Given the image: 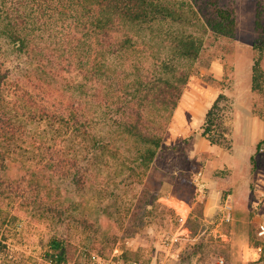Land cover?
Masks as SVG:
<instances>
[{
    "label": "rangeland",
    "instance_id": "374dc122",
    "mask_svg": "<svg viewBox=\"0 0 264 264\" xmlns=\"http://www.w3.org/2000/svg\"><path fill=\"white\" fill-rule=\"evenodd\" d=\"M172 1L197 12L201 34L210 20H220L219 9L233 11L236 25L229 37L203 35V52L172 115L151 107L152 125L164 131L152 162L142 159L145 145L119 130H76L73 115L86 125L93 116L90 96L79 87L86 82L80 63L86 68L87 46L77 58L39 41L52 51L53 68L35 54H18L0 33V64L14 69L5 106L17 124L15 141L0 143V264H56L54 240L63 244V264H89L92 254L114 264H152L167 257L176 237L177 258L168 264L222 258L264 264L253 236L264 234L253 220L264 198L257 184L264 118L256 113L264 117V77L254 87L264 0ZM259 66L264 72V55ZM122 72L118 77L128 81ZM17 86L29 102L12 98ZM83 173L86 184L79 187ZM228 203L231 222L224 221Z\"/></svg>",
    "mask_w": 264,
    "mask_h": 264
},
{
    "label": "trees",
    "instance_id": "16d2710c",
    "mask_svg": "<svg viewBox=\"0 0 264 264\" xmlns=\"http://www.w3.org/2000/svg\"><path fill=\"white\" fill-rule=\"evenodd\" d=\"M262 14L259 10L256 21L261 36L256 47L260 57L254 68L255 89L264 77L259 66L264 55ZM233 15V11L219 9L220 20H210V29L201 34L197 12L172 0H0V33L18 54H35L34 60L47 61L53 68L52 51L40 47V42L77 58L83 57L87 46L86 68L80 63L86 82L79 87L90 96L93 124H83L77 113L71 117L76 130L88 135L99 125L109 126L112 132L119 130L145 145L142 159L152 162L164 146V131L152 125L148 116L151 107L174 113L192 76V65L203 52L204 36L211 32L233 35ZM122 71L129 73L128 81L118 77ZM12 75L14 69L4 70L0 64V143L12 144L17 134L13 109L5 106V85ZM11 96L29 102L21 86ZM35 104L38 106L33 108L46 112ZM4 145L7 152L12 150L11 145ZM86 179L83 173L76 184L80 187ZM253 236L262 249L259 262L264 263V234ZM52 248L57 252L54 259L64 261L62 242L54 240Z\"/></svg>",
    "mask_w": 264,
    "mask_h": 264
},
{
    "label": "built area",
    "instance_id": "2783aa9c",
    "mask_svg": "<svg viewBox=\"0 0 264 264\" xmlns=\"http://www.w3.org/2000/svg\"><path fill=\"white\" fill-rule=\"evenodd\" d=\"M185 219V217H184ZM233 220V213H232V206L228 203L225 207V213H224V221L231 222ZM261 230L264 233V224L261 225ZM176 242H178V238L172 240L170 244H168L169 247V253L165 259L156 260L152 264H168V262L172 259L177 258V255L172 252ZM56 264H63L61 261L56 260ZM89 264H114L113 259L98 255V254H92L89 259ZM133 264H145L142 262H136ZM217 264H226V260L222 258Z\"/></svg>",
    "mask_w": 264,
    "mask_h": 264
},
{
    "label": "crops",
    "instance_id": "0c3cea01",
    "mask_svg": "<svg viewBox=\"0 0 264 264\" xmlns=\"http://www.w3.org/2000/svg\"><path fill=\"white\" fill-rule=\"evenodd\" d=\"M251 124L252 126L255 125L254 122H252ZM261 128H262V132L264 133V126L262 125ZM261 138H264V135H261ZM261 138H258V139L260 140ZM257 184L258 186L260 185V188L262 189V191H264V171L259 174ZM253 220L261 222L262 225L264 224V198L262 200L261 212L259 213V215L257 214Z\"/></svg>",
    "mask_w": 264,
    "mask_h": 264
}]
</instances>
